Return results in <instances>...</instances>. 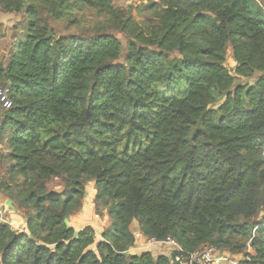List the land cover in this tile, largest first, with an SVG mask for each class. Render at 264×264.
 I'll list each match as a JSON object with an SVG mask.
<instances>
[{
    "label": "trees",
    "instance_id": "trees-1",
    "mask_svg": "<svg viewBox=\"0 0 264 264\" xmlns=\"http://www.w3.org/2000/svg\"><path fill=\"white\" fill-rule=\"evenodd\" d=\"M87 2L127 35L124 61L115 35L57 37L33 5L0 61L13 90L0 190L25 217L21 232L0 221V264H179L173 245L131 254L141 237L232 255L242 238L255 254L239 264H264V0H153L144 26L113 0ZM229 46L237 76L260 73L252 84L234 87ZM91 181L111 218L98 241L66 221Z\"/></svg>",
    "mask_w": 264,
    "mask_h": 264
},
{
    "label": "rangeland",
    "instance_id": "rangeland-1",
    "mask_svg": "<svg viewBox=\"0 0 264 264\" xmlns=\"http://www.w3.org/2000/svg\"><path fill=\"white\" fill-rule=\"evenodd\" d=\"M16 1L17 0H0V61L5 67L9 62L10 53L14 43L22 36L23 24L26 22L25 14L30 5L42 7L40 16L49 20L57 37L72 34L93 36L99 28L106 30L109 34L115 35L123 44V53L119 62L125 60L129 40L127 35L110 26V16L104 11L90 5L87 0H46L43 2L41 0H22V5H18ZM152 1L153 0H113V5L117 9L123 10L125 14L132 16L140 25L144 26L154 16V12L151 9L146 8ZM226 65L231 74L237 76L235 74L236 61L233 57L230 46L228 47ZM259 75L260 73H256L254 78H241L237 76L234 87L238 84H252L255 81V78ZM4 84L9 83L2 80L0 86ZM234 87L232 88V91H234ZM218 106L219 104L215 107L217 108ZM1 110L3 112V108H1ZM9 166H11V161L6 155V150L0 144V182L3 179L8 178ZM59 183L58 180L49 183L51 190L54 191L61 189ZM96 193L95 181L87 183L82 208L68 216L66 221L69 225L73 226L76 231H80L86 226H92L97 233L98 241L100 238L99 234L109 227L111 218L106 209H103L102 207L100 208V211L97 209ZM0 194L7 197L2 190H0ZM2 196H0V199L1 201H4L5 199ZM14 209L15 208L11 207L9 203L6 204L5 212L7 219L13 213H17L18 216L20 215L19 213H21V211L17 208V210L15 209L16 211H14ZM262 215L263 214H261V217ZM16 230L21 232L22 228H17ZM237 240V245L242 243L246 244L242 251L235 252L233 255L224 249H219V252L233 256L239 263H241L248 258V255H254L255 251L251 245V240L245 241L242 238H238ZM151 242L152 244L149 249L153 253L171 255L172 251H174L173 246H170V244L163 247L155 240H151ZM146 247L147 244L142 243L139 248L133 247L130 250V253L134 254L138 251H145L147 249ZM92 248H95V245H93Z\"/></svg>",
    "mask_w": 264,
    "mask_h": 264
},
{
    "label": "built area",
    "instance_id": "built-area-1",
    "mask_svg": "<svg viewBox=\"0 0 264 264\" xmlns=\"http://www.w3.org/2000/svg\"><path fill=\"white\" fill-rule=\"evenodd\" d=\"M13 90L10 86L4 85L0 87V103L3 108L9 109L13 106L12 99ZM6 204L0 199V221L12 224L6 215ZM176 247L178 255L175 257V262L179 264H239V262L228 254L221 253L215 246L204 245L193 253L185 252L181 247L174 244L173 241H165ZM185 255H188L186 260Z\"/></svg>",
    "mask_w": 264,
    "mask_h": 264
},
{
    "label": "crops",
    "instance_id": "crops-1",
    "mask_svg": "<svg viewBox=\"0 0 264 264\" xmlns=\"http://www.w3.org/2000/svg\"><path fill=\"white\" fill-rule=\"evenodd\" d=\"M3 194H0V196H2ZM5 199H3V198ZM1 198L4 200L3 202H5L6 204L9 203V205L13 208L16 209V206L13 205L14 203L8 198V197H4L2 196ZM15 206V207H14ZM14 209V211H16ZM20 215L18 216L17 213H13L12 215L9 216V221L13 224V228L17 229V228H22V231H24V227H25V217L22 213H19Z\"/></svg>",
    "mask_w": 264,
    "mask_h": 264
},
{
    "label": "water",
    "instance_id": "water-1",
    "mask_svg": "<svg viewBox=\"0 0 264 264\" xmlns=\"http://www.w3.org/2000/svg\"><path fill=\"white\" fill-rule=\"evenodd\" d=\"M131 228H132V231L138 232V231H139V225H138V223H137V222H134V223L132 224ZM142 243H146V244H147V247H146L147 249H146V250H148L149 247H150L151 244H152L151 240H148L146 237H141V239H140V241H139V243H138V247H137V248H139V246H140ZM160 244H161L163 247H165L167 244H170V245H171V243H168V242H161ZM228 264H231V263H228Z\"/></svg>",
    "mask_w": 264,
    "mask_h": 264
},
{
    "label": "bare ground",
    "instance_id": "bare-ground-1",
    "mask_svg": "<svg viewBox=\"0 0 264 264\" xmlns=\"http://www.w3.org/2000/svg\"><path fill=\"white\" fill-rule=\"evenodd\" d=\"M8 220H9V217H8Z\"/></svg>",
    "mask_w": 264,
    "mask_h": 264
}]
</instances>
